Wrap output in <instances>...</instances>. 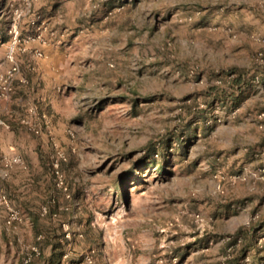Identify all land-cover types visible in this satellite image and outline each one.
<instances>
[{"label":"rangeland","instance_id":"rangeland-1","mask_svg":"<svg viewBox=\"0 0 264 264\" xmlns=\"http://www.w3.org/2000/svg\"><path fill=\"white\" fill-rule=\"evenodd\" d=\"M27 3L0 0L1 72ZM32 14L19 29L42 41L17 45L0 98V171L17 153L34 179L30 196L15 166L0 180L22 261L37 246L32 264H264V0H34Z\"/></svg>","mask_w":264,"mask_h":264},{"label":"built area","instance_id":"built-area-1","mask_svg":"<svg viewBox=\"0 0 264 264\" xmlns=\"http://www.w3.org/2000/svg\"><path fill=\"white\" fill-rule=\"evenodd\" d=\"M34 0H28L27 7L25 9H16L14 11V22L11 26L10 32L12 33V41L9 44L6 58L7 61L9 62V68L6 71L1 72L0 71V98H10L11 95L15 91V82L18 80L19 75H20V65L17 61L16 58V47L20 43L25 45V50L27 49V44L31 43L32 41L41 40V33L39 34H29L27 36H23L20 29H19V21L22 19L25 15H30V22L32 25H36L37 22L39 21L40 16L32 14V3ZM44 24V22H42ZM35 55L37 56H43V53L40 49H35L34 50ZM232 77L234 76L231 74ZM232 77H228V82H230ZM23 81V79L21 78ZM221 82V81H220ZM31 113H35L36 109L34 107L30 108ZM22 122L24 124H27L32 128L35 132H38V129L32 125L31 120L29 119H23ZM0 124H4L3 121H0ZM1 152V150H0ZM1 155V153H0ZM61 156V155H60ZM62 158V157H61ZM2 165L4 167V170L2 169L1 171V177L3 178H8L10 174V170L14 166H20L23 168H27V163L26 161L22 158L21 155L17 153H12L9 152L5 155L2 156ZM54 166V174H55V179H56V185L59 189H62L67 195L68 198L71 197V194L69 193V189L67 187V183L65 180L64 173L61 170V159H57L55 163L53 164ZM2 207L6 208L7 211V217H6V223L8 225L15 226L18 223H21L23 221V214L22 211L20 210L19 207L14 205L9 197V195L0 189V210ZM44 211L47 212L46 207H44ZM66 236H70L69 232L67 233ZM39 248L37 246L32 247V251L29 255H26L23 258L24 264H32V257L34 255L39 254ZM33 255V256H32ZM89 262H92L91 257L87 258Z\"/></svg>","mask_w":264,"mask_h":264},{"label":"crops","instance_id":"crops-1","mask_svg":"<svg viewBox=\"0 0 264 264\" xmlns=\"http://www.w3.org/2000/svg\"><path fill=\"white\" fill-rule=\"evenodd\" d=\"M36 46H39V44L35 45V47ZM48 46L49 45H44V44L42 45L43 49L48 48ZM3 64L4 65L6 64V67H8V63H3ZM0 129H1V131L5 130V128L1 127V126H0ZM2 141H3V139H1V135H0V142H2ZM17 170L20 171L16 175L18 178L14 179L16 181L17 188L20 191H22V193H24L25 195L30 196L33 193V191H32L33 188H30L31 184L28 183V180L34 181V179H31L30 175L27 174L26 172L25 173L22 172V168H20V166H15L11 170V172H15ZM9 178H10V180L13 179V177L9 176L5 180L9 181ZM3 179L4 178L1 177V171H0V180L2 181V183L5 182ZM26 180H27L28 186L26 185L27 183L24 182ZM25 195H23V196H25ZM6 217H7L6 208L2 207V209L0 210V264H23L20 253H16L17 251L14 247V241H17V242L19 241V237H20L19 230H18L19 228L13 227L12 225L11 226L8 225L6 223ZM262 228H264V223L262 224ZM6 229L9 232H6ZM7 247H9V249H10L9 252H7L8 250H6ZM52 259H53L52 262H54V257Z\"/></svg>","mask_w":264,"mask_h":264},{"label":"trees","instance_id":"trees-1","mask_svg":"<svg viewBox=\"0 0 264 264\" xmlns=\"http://www.w3.org/2000/svg\"><path fill=\"white\" fill-rule=\"evenodd\" d=\"M7 38H9L8 34L3 35V37H2L3 42L6 41ZM227 72H228V73H233V74L237 75L235 69H233V68L228 69ZM228 73H227V74H228ZM240 84H241V81H240V79L237 78V76H236V77H235L230 83H228V86H229V88H232V90H234V89H237V88L239 87ZM241 93H242V88H241L239 91H236V98H234V102H237V99L240 98L239 96L241 95ZM118 185H119V184H118ZM121 187H122V193H121V196L127 198L128 195L126 194L125 189H124V186H123L122 184H121ZM51 239H52V238H51ZM51 244H52V243H51ZM52 246H53V244H52ZM53 247H54V246H53ZM55 247H57V246H55Z\"/></svg>","mask_w":264,"mask_h":264}]
</instances>
